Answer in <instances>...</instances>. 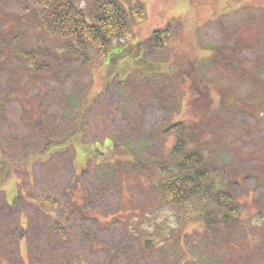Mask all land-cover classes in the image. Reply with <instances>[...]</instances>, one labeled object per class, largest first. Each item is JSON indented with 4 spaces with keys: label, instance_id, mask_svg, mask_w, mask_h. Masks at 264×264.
I'll return each instance as SVG.
<instances>
[{
    "label": "rangeland",
    "instance_id": "rangeland-1",
    "mask_svg": "<svg viewBox=\"0 0 264 264\" xmlns=\"http://www.w3.org/2000/svg\"><path fill=\"white\" fill-rule=\"evenodd\" d=\"M99 1L74 3L92 23ZM39 12L34 0H0V205L17 198L20 218L0 236L26 225L36 248L38 226L50 223L40 213L34 219L44 196L66 189L83 201L85 190L70 186L71 166L79 175L94 162L122 163L100 185L110 191L100 206L90 193L83 216L65 203L64 230L74 233L68 253L81 259L71 264H264V0H147L131 37L109 47L104 61L84 55L83 64L70 41L41 29ZM155 31L167 32L157 50L149 42ZM34 51L41 72L27 63ZM176 122L185 126L188 150L214 152L220 179H235L223 189L240 207L236 222L223 224L217 214L209 228L197 219L178 227L160 208L148 164L166 160L175 137L164 133ZM138 161L142 172L128 166ZM79 177L96 189L91 171ZM162 222L165 240L157 237ZM14 253L4 243L0 264Z\"/></svg>",
    "mask_w": 264,
    "mask_h": 264
},
{
    "label": "trees",
    "instance_id": "trees-1",
    "mask_svg": "<svg viewBox=\"0 0 264 264\" xmlns=\"http://www.w3.org/2000/svg\"><path fill=\"white\" fill-rule=\"evenodd\" d=\"M74 1L77 0L65 2L60 0H34L40 10L39 25L41 29L58 39L70 41L72 44L70 49L82 60V64L84 63L83 61L87 60L83 58L84 55L89 58L94 57L100 62L104 61L108 48L128 40L132 35L131 25L140 23L145 18L147 0H130L127 9L115 0L96 2L91 13H89L92 23L87 21L84 9L81 6H77ZM166 35V31H155L149 41L151 47L155 50L163 48V40ZM25 57L28 60L27 63L33 66L36 72L42 71V66H37L36 62H34L37 58V51L27 53ZM259 96L254 90L252 91V96L250 93V97L254 101ZM260 115L263 116L264 113L261 112ZM165 131L164 134H170L175 137V143L165 161H154L148 166L155 171V175L152 177V184L155 186L157 203L162 208V211H167L166 217L172 219L173 223L178 227L184 226L189 220L197 219L202 220L209 228L214 226L217 214L221 216V223L223 224L236 222L240 207L236 204V199L232 192L233 187L236 186L235 179L225 178L222 175V179H220L221 172L217 166L220 169L221 167L215 159L214 152L207 154L206 150L202 152L199 150H188L189 138L185 135V126L182 122L171 124ZM72 146L71 142L65 149L68 150ZM44 150L45 153H49L50 144L46 143ZM213 160L215 164L212 162ZM90 161L91 158L88 159L87 163ZM93 164V169L86 168L79 175L74 172L73 166H71L72 171L68 173L70 186L74 189L81 188L85 190L82 193L83 201L76 202L72 200L69 194L72 192H66V189L61 194L55 193L54 197L49 194L44 196L43 204L40 205L41 209L39 207L35 210L34 219H37V214L40 213L44 218L49 219L50 223L38 226L40 231L39 246L36 248L28 246L26 237L29 234L26 225L18 224L16 231L11 232L8 236H0V248L6 242L10 250L15 248V258L13 259L11 256L9 264H71L73 259H76L77 263L81 262L80 255H76L75 250L72 253H68L70 238L74 233H67L64 230L65 225L69 224L68 213H65V203H67L68 207L74 208L77 206V210L83 216L85 206L93 202L90 200L88 202L87 194L90 193V195L98 198L97 202L94 201V203L100 206L101 200L99 197L110 194L109 189L101 191L102 187L100 185L105 183V180L109 179V177L115 179L117 170H121L123 167L122 163H120V167H117V164H97L96 162ZM128 166L141 172L146 169V164H141L139 161L136 163L132 162ZM86 171H91L94 174L89 183L95 186V190L89 187L88 189L85 188L79 180V176L85 174ZM106 172H108L107 175H105ZM225 185H230L232 189L228 191L223 189ZM45 192L48 193L47 189ZM65 193L67 194L66 196ZM16 202L17 198H14L11 202L4 201L0 205L4 206L12 214L5 212L0 215L1 233H3V230L9 229L6 226L7 221L20 219ZM27 202L30 203V201ZM61 202L64 204L61 205ZM71 215L74 216L72 213ZM166 221L168 222L167 219ZM27 226L29 228V222ZM157 227L159 228L157 237L159 240H165L169 233L166 232L164 223L162 222ZM167 228H169L168 224ZM154 233L156 234L157 232ZM22 241L26 242L24 251L26 252L27 261L22 256L23 244L20 243ZM150 243L151 239H146L145 244L148 248ZM48 244H54L53 247H59L65 252H62L63 255H61L58 248H50ZM91 251L92 253H97L101 250L93 249ZM65 255L70 256V259L66 258Z\"/></svg>",
    "mask_w": 264,
    "mask_h": 264
}]
</instances>
